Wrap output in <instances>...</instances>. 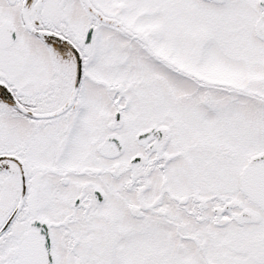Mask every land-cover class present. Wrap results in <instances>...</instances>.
<instances>
[{"label":"snow or ice","instance_id":"6c2138e0","mask_svg":"<svg viewBox=\"0 0 264 264\" xmlns=\"http://www.w3.org/2000/svg\"><path fill=\"white\" fill-rule=\"evenodd\" d=\"M0 264H264V0H0Z\"/></svg>","mask_w":264,"mask_h":264}]
</instances>
